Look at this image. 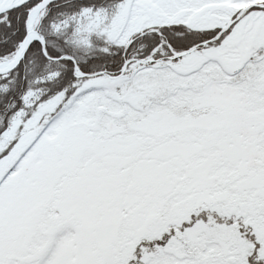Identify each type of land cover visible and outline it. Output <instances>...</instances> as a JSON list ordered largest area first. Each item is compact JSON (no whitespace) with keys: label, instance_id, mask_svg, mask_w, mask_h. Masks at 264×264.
<instances>
[{"label":"snow or ice","instance_id":"6c2138e0","mask_svg":"<svg viewBox=\"0 0 264 264\" xmlns=\"http://www.w3.org/2000/svg\"><path fill=\"white\" fill-rule=\"evenodd\" d=\"M0 264H264V0H0Z\"/></svg>","mask_w":264,"mask_h":264}]
</instances>
